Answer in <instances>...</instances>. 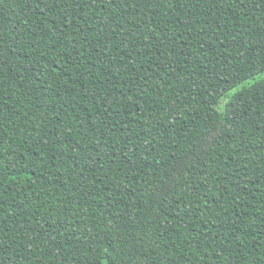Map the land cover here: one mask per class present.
<instances>
[{
    "label": "trees",
    "instance_id": "16d2710c",
    "mask_svg": "<svg viewBox=\"0 0 264 264\" xmlns=\"http://www.w3.org/2000/svg\"><path fill=\"white\" fill-rule=\"evenodd\" d=\"M0 264H264V0H0Z\"/></svg>",
    "mask_w": 264,
    "mask_h": 264
},
{
    "label": "rangeland",
    "instance_id": "374dc122",
    "mask_svg": "<svg viewBox=\"0 0 264 264\" xmlns=\"http://www.w3.org/2000/svg\"><path fill=\"white\" fill-rule=\"evenodd\" d=\"M223 103H225V100H221V102H220V108H221V110H223V107H222Z\"/></svg>",
    "mask_w": 264,
    "mask_h": 264
}]
</instances>
